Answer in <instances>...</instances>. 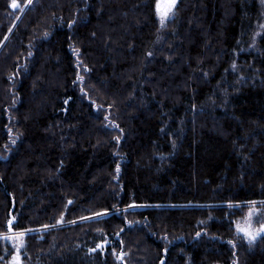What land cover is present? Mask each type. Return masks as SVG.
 <instances>
[{
  "label": "trees",
  "instance_id": "trees-1",
  "mask_svg": "<svg viewBox=\"0 0 264 264\" xmlns=\"http://www.w3.org/2000/svg\"><path fill=\"white\" fill-rule=\"evenodd\" d=\"M156 3L0 0V264H264V1Z\"/></svg>",
  "mask_w": 264,
  "mask_h": 264
},
{
  "label": "snow or ice",
  "instance_id": "snow-or-ice-1",
  "mask_svg": "<svg viewBox=\"0 0 264 264\" xmlns=\"http://www.w3.org/2000/svg\"><path fill=\"white\" fill-rule=\"evenodd\" d=\"M31 0H29V3ZM175 6V0H170V2H165V0H157L156 3V12L159 15L161 26L163 27L165 23L168 21L169 17L171 15H174L173 8ZM13 8L18 7L16 3L12 4ZM151 55V53H149ZM82 80L83 78L80 77ZM257 202L252 201L249 202V211L247 213V217L243 223L237 222L236 224V230L238 233H243L244 236L248 237L249 241L255 240L257 235L260 233H264V224H261L258 229H254L252 226V217L258 214V209H256L255 204ZM260 203L264 204V201H261ZM229 207H233V205H229ZM11 223V222H9ZM21 236H23V233H20ZM199 235V233H197ZM14 264H20V258L19 256L15 257Z\"/></svg>",
  "mask_w": 264,
  "mask_h": 264
},
{
  "label": "rangeland",
  "instance_id": "rangeland-1",
  "mask_svg": "<svg viewBox=\"0 0 264 264\" xmlns=\"http://www.w3.org/2000/svg\"><path fill=\"white\" fill-rule=\"evenodd\" d=\"M259 1H264V0H259ZM165 2H170V0H165ZM178 3H179V0H175V6H174V8H173V13H174V15H175V13H176V8H177V6H178ZM174 15H171L170 17H169V19H168V21L165 23V25L162 27L161 26V23H160V18H159V15H158V13L156 12V18H157V21H158V25H159V28L160 29H163L166 25H167V23L171 20V18L174 16ZM256 216V215H255ZM253 218H254V216L252 217V226H253V228L254 229H258L257 227H254V222H253ZM245 220H243V221H241V223H243ZM47 230V229H46ZM46 230H37V231H33V232H41V231H46ZM23 234H29L28 232H25V233H23ZM19 238H20V233H8V234H6V235H0V243H3V244H10L11 246H13V248H16L17 249V243H18V240H19ZM100 244H104V246H105V242H102V243H100ZM100 244H98V246L100 245ZM103 247V246H102ZM8 252H5L4 253V257H3V259L2 260H5V256H8ZM117 259L119 260V262L121 263V264H127V261H125L124 259H125V257H124V255H119V256H117ZM5 264H12V261L11 260H9L7 263H5Z\"/></svg>",
  "mask_w": 264,
  "mask_h": 264
},
{
  "label": "water",
  "instance_id": "water-1",
  "mask_svg": "<svg viewBox=\"0 0 264 264\" xmlns=\"http://www.w3.org/2000/svg\"><path fill=\"white\" fill-rule=\"evenodd\" d=\"M12 8H13V7H12ZM13 9L17 10V9H18V7H16V8H13Z\"/></svg>",
  "mask_w": 264,
  "mask_h": 264
}]
</instances>
